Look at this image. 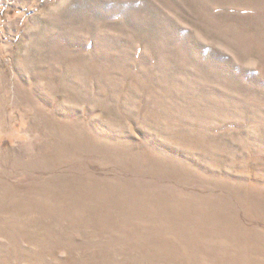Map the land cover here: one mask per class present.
<instances>
[{
    "label": "rangeland",
    "instance_id": "1",
    "mask_svg": "<svg viewBox=\"0 0 264 264\" xmlns=\"http://www.w3.org/2000/svg\"><path fill=\"white\" fill-rule=\"evenodd\" d=\"M0 264H264V0H0Z\"/></svg>",
    "mask_w": 264,
    "mask_h": 264
}]
</instances>
